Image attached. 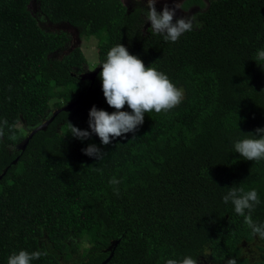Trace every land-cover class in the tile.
<instances>
[{"label": "trees", "instance_id": "trees-1", "mask_svg": "<svg viewBox=\"0 0 264 264\" xmlns=\"http://www.w3.org/2000/svg\"><path fill=\"white\" fill-rule=\"evenodd\" d=\"M33 1L49 23L96 39L93 80L80 46L54 56L69 37L41 27ZM192 6L199 26L171 42L142 30L145 6L127 10L121 0H0V121L13 126L0 138V264L21 249L47 252L31 264H99L114 240L108 264L198 260L206 251L214 264L232 257L264 264V239L223 200L229 187L255 188L252 219L264 225V159L245 160L234 149L264 128V66L255 61L264 49V0L181 2L182 10ZM119 43L165 73L183 99L167 112L145 113L134 133L108 145L95 133L73 137L70 123L91 132L93 106L116 111L99 73ZM76 99L20 148L35 126ZM122 110L131 112L127 104ZM89 144L102 159L84 153ZM255 238L259 255L251 260L243 243Z\"/></svg>", "mask_w": 264, "mask_h": 264}, {"label": "clouds", "instance_id": "clouds-1", "mask_svg": "<svg viewBox=\"0 0 264 264\" xmlns=\"http://www.w3.org/2000/svg\"><path fill=\"white\" fill-rule=\"evenodd\" d=\"M156 2L157 0H147V21L151 23L152 32L163 35L166 41L176 42L183 33L192 31L194 24L199 26L195 16L174 19L176 9L181 8V3L175 4L174 7H169L166 3L162 11H157ZM255 61L258 65L264 66V49L257 50ZM100 65L102 71L99 76L102 80L104 96L108 105L116 111L109 113L93 106L89 111L88 121L91 132L70 123V134L73 137L83 140L91 133H95L102 144L108 145L112 139L130 132L134 133L138 126L143 124L145 113L167 112L178 106L183 99V89L171 82L165 73L151 66L146 67L138 56L130 54L121 43L110 48L106 60ZM125 104L131 112L122 110ZM5 128L9 131L13 128L6 119L0 121V138L4 136ZM234 149L245 160L264 159V128H257L255 133H247L246 138L234 143ZM83 151L86 155L98 160L104 155L95 144H89ZM119 182L115 177L109 181L113 186L118 185ZM114 191L118 194V188L114 187ZM223 200L225 203L230 201L234 205L235 212L244 217V223L251 232L260 239H264V225L255 223L251 214L260 202L255 188L246 191L243 187H229ZM42 255H47V252L29 253L21 249L9 255L7 264H31ZM166 264H198V261L196 257L186 255L179 259L169 258ZM226 264H237V258H229Z\"/></svg>", "mask_w": 264, "mask_h": 264}, {"label": "rangeland", "instance_id": "rangeland-1", "mask_svg": "<svg viewBox=\"0 0 264 264\" xmlns=\"http://www.w3.org/2000/svg\"><path fill=\"white\" fill-rule=\"evenodd\" d=\"M121 1L126 6L127 10H133L141 6L146 7L147 5V0H139V3H137V0H121ZM205 1L207 2V0ZM181 2L182 0H157L155 6L157 11H162L166 3L168 4L169 7H174L175 4H180ZM197 8H198L197 6H192L188 10H182L181 8H177L174 19L184 16H194L197 13ZM29 9L37 17L39 24L44 29L53 32L64 31L67 33L69 40L65 44V46L56 53V55L54 54L55 57L60 56L63 53L69 51L73 46H80L87 59V64L85 66V69L89 71L95 67L97 62V53H96V39L94 37L91 36L88 38H81L78 35L77 30L66 23H57V24L49 23L42 16V14L39 11H37L35 1L29 3ZM143 17H144V23L142 25V30L146 31L148 27L151 28V23L150 21H147L146 13L143 14ZM19 126L20 127L22 126L21 123H19ZM259 244L260 242L256 238L252 242L243 243V249H242L243 256H246L251 260L258 257L259 251L257 249V245ZM80 251H81V247L78 249V252ZM197 261L198 264H214L209 259V255L207 251L205 252V254L201 255ZM64 262L66 264H76L73 259L66 260Z\"/></svg>", "mask_w": 264, "mask_h": 264}, {"label": "water", "instance_id": "water-1", "mask_svg": "<svg viewBox=\"0 0 264 264\" xmlns=\"http://www.w3.org/2000/svg\"><path fill=\"white\" fill-rule=\"evenodd\" d=\"M100 67L99 66H96L94 69H92L91 71H88L87 74H86V78L90 79V80H93L94 76L96 75V73L99 71ZM79 99H76L75 101L69 103L68 105H63L61 106L59 109L55 110L53 112V114L47 118L45 121H43L42 123L38 124L37 126H35L31 131L30 133L28 134V136H26V138H24V140L21 142L20 144V148L23 149L25 147V144L28 140V138L36 131V130H39V129H45L47 124L52 120V118L54 117V115L56 114L57 111H60V110H68L70 109L74 104H76V102L78 101ZM117 243V240H114L113 243L111 244V246H107V248L105 250H110L109 251V254L108 256L102 260L99 264H107L108 261L110 260L111 256H112V252H113V248L115 246V244Z\"/></svg>", "mask_w": 264, "mask_h": 264}, {"label": "flooded vegetation", "instance_id": "flooded-vegetation-1", "mask_svg": "<svg viewBox=\"0 0 264 264\" xmlns=\"http://www.w3.org/2000/svg\"><path fill=\"white\" fill-rule=\"evenodd\" d=\"M105 249H106V248H105ZM108 254H109V253H108ZM107 256H108V255H107ZM107 256H106V257H107ZM106 257H105V258H106ZM105 258H104V259H105ZM104 259H103V260H104ZM108 262H109V261H108ZM107 264H108V263H107Z\"/></svg>", "mask_w": 264, "mask_h": 264}]
</instances>
